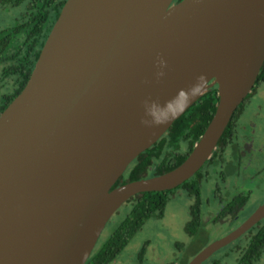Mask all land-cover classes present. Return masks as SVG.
Returning <instances> with one entry per match:
<instances>
[{"label":"water","instance_id":"water-1","mask_svg":"<svg viewBox=\"0 0 264 264\" xmlns=\"http://www.w3.org/2000/svg\"><path fill=\"white\" fill-rule=\"evenodd\" d=\"M263 65L264 0H67L0 115V264H86L124 204L177 189L211 159ZM215 86L187 159L113 188ZM263 219L264 203L188 264Z\"/></svg>","mask_w":264,"mask_h":264},{"label":"trees","instance_id":"trees-1","mask_svg":"<svg viewBox=\"0 0 264 264\" xmlns=\"http://www.w3.org/2000/svg\"><path fill=\"white\" fill-rule=\"evenodd\" d=\"M66 1L0 0V11L20 10L15 23L0 29V115L27 84L45 41ZM179 1L181 0H174V4ZM263 85L264 65L252 92L239 106L221 137L218 143L219 152H214L211 159L194 177L175 189L187 194L190 200V219L185 225V232L192 240L198 237L204 228L200 183L201 179H204L203 174L208 171L209 176L212 175L216 157L223 148L226 149L232 144L239 124L242 126L240 123L242 112ZM218 101V90L215 86L176 120L154 146L133 161L113 188L127 181L160 176L180 166L207 129L216 112ZM233 149L237 151L234 145ZM175 190L145 193L130 199L126 203L129 205L126 217L106 240L99 241L86 264H112L150 219L164 217L169 195ZM247 199L246 196L239 197L236 203L241 206ZM231 245H233L231 252L236 264L259 262L264 255V219ZM145 249L146 245L140 255L144 256ZM218 263L221 261L214 262V264Z\"/></svg>","mask_w":264,"mask_h":264},{"label":"rangeland","instance_id":"rangeland-1","mask_svg":"<svg viewBox=\"0 0 264 264\" xmlns=\"http://www.w3.org/2000/svg\"><path fill=\"white\" fill-rule=\"evenodd\" d=\"M19 14V9H12L10 13L0 11V29L15 23ZM257 93V96L248 103L242 120V126H246L250 119H253V124H256L252 137L253 151L251 156L246 158L247 178L246 182L243 183L244 190L251 192V198L245 210L240 214L242 220L253 214L264 203V171L261 175L259 172L257 177L253 174L254 171H259L260 167H264L262 165L264 160L261 161V164L259 163L264 157V85L258 89ZM257 149H260L259 152L263 153V156L255 154ZM242 167L245 168L243 165ZM249 178L251 181H247ZM209 188L210 186L205 187L206 191ZM189 208L190 200L187 194L181 190L173 191L169 195L164 217L150 219L112 264H170L173 262L184 264L190 262L208 245L223 237L219 234L222 228L215 226L210 227L211 230L207 228L206 234H200L191 240L185 233V225L189 219ZM128 211L129 205L125 204L114 214L101 235L100 242L106 240L121 224ZM145 245V253L142 256L140 253ZM230 245L216 252L204 264H214L218 261H221V264H232L235 258L231 252L233 245ZM256 264H264V255Z\"/></svg>","mask_w":264,"mask_h":264},{"label":"flooded vegetation","instance_id":"flooded-vegetation-1","mask_svg":"<svg viewBox=\"0 0 264 264\" xmlns=\"http://www.w3.org/2000/svg\"><path fill=\"white\" fill-rule=\"evenodd\" d=\"M10 10L11 9H5L3 11L4 13H10ZM244 112H246V108L242 112L240 120L241 124H243L242 120L244 119ZM255 127L256 124H253V119H250L246 126H241L239 124L237 132L233 137L232 144L226 149L223 148L222 152H220L216 157L212 175L209 176L208 171L206 174H203L204 179H201L200 183L203 199L202 207L204 213V228L203 231H201V234H206L207 228L211 230V228L216 226L222 228L219 234L224 237L238 228L252 215L250 214L242 220V216L240 214L245 210L247 203L251 198V192L244 190L245 187L243 186V183L246 182L247 178L246 158L250 157L253 151L252 137L255 132ZM233 145L237 147L236 152L233 149ZM218 149L219 145H217V149L214 152L218 151ZM259 151L260 149H257L255 154L263 156V153H260ZM263 160L264 157L259 161V163L261 164V161ZM242 165L245 168H243ZM263 171L264 167H260V170L254 171L253 174L257 177L259 174L261 175ZM247 181H251V178L247 179ZM207 186H210L208 191L205 189ZM205 194H207V196H205ZM245 196L248 198L247 201H245L243 205L239 206L240 204L236 203L237 198H243ZM188 237L190 238V236ZM190 239L192 240V238ZM188 263L189 262L186 264ZM232 264H236V262L233 261Z\"/></svg>","mask_w":264,"mask_h":264}]
</instances>
